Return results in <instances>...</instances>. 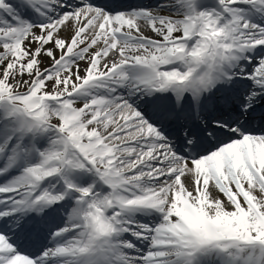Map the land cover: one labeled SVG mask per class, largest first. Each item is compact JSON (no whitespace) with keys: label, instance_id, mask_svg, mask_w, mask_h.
Segmentation results:
<instances>
[{"label":"bare ground","instance_id":"bare-ground-1","mask_svg":"<svg viewBox=\"0 0 264 264\" xmlns=\"http://www.w3.org/2000/svg\"><path fill=\"white\" fill-rule=\"evenodd\" d=\"M15 1V0H11ZM34 3H40L39 5L43 4L44 0H28ZM172 1H179V0H172ZM181 4L185 5L186 0L179 1ZM48 4V2L46 3ZM45 4V5H46ZM167 9H176L177 6L175 3H168L166 5ZM164 14H171L167 11H163ZM98 14V15H97ZM103 12H97V10L90 9V8H78L76 9V13L68 17L65 22L63 23L61 20H56L52 24L47 27V31L53 29V36L49 38V40L45 41H35L33 39L36 38V33L39 32V28L33 29L28 35L24 38L15 39L14 36L11 37V43H9V48H12V52H17L18 50H23V46L26 44L28 49L33 55H37L42 58L44 65L43 67L54 65L57 66L58 64H62V68H66V72L69 75H72L71 82L73 86L77 83V73L80 71V67L82 62L72 61L68 58H61L60 56L66 53V49L68 46H72L74 50L79 48L81 45L83 47L82 50H79L78 53L82 54L85 48L96 55V60L94 62L100 69L103 71L101 72V76L96 80L92 81L91 84L87 87L89 91H101L107 92V94H114L116 89L120 90L126 87L127 90H133V87H136L139 83L138 81L144 80L145 77H149L150 71L145 68H135L134 67H126V58L132 57L134 51H138V46H136V42L142 40L144 42L151 41V39L158 40V41H165L170 39L168 34L173 31L177 32L184 29L183 26H178L176 24H172L170 19H141L139 17H133L127 14H120V15H110V16H103ZM175 15V14H173ZM3 17V16H2ZM1 17V18H2ZM63 19V18H61ZM97 20V21H96ZM203 22L206 25L205 18H200V23ZM199 23V25H200ZM102 24V25H101ZM58 25L60 28L58 29ZM181 25V24H180ZM201 26V25H200ZM46 28V27H45ZM41 28V29H45ZM86 30V31H85ZM109 30L116 31L122 35H112ZM85 31L84 34L80 35L82 32ZM9 33H11L8 29ZM208 34V31L205 32V35ZM25 35V34H24ZM33 37V38H32ZM59 37V38H58ZM206 39V38H205ZM77 41L75 44L73 43ZM133 40L134 44L126 43V41ZM156 47V46H155ZM168 47V46H166ZM159 49L164 50L163 47H158ZM173 48L178 49V46H174ZM195 47L191 46L189 49L194 50ZM200 48H198L199 50ZM9 50V49H8ZM17 50V51H15ZM200 51L191 57V60H195L197 56L200 54ZM12 54H10L7 58H9ZM6 59V58H5ZM84 59V57L82 58ZM129 60V59H128ZM136 61V60H134ZM1 71V70H0ZM132 76L133 80H128V77ZM138 76V77H137ZM29 77H33L32 73L24 72L22 75V81L24 82ZM131 82V85L127 86V83ZM133 81L135 84L133 85ZM72 86V87H73ZM94 89V90H92ZM77 106V111L81 112L85 115L86 123L88 129L92 131V129L96 128L100 122H103L105 118L108 120L115 121V124L112 126H116L118 130H125L129 126L133 125H142L141 121L137 120L138 114L134 113V110L127 106L122 108L123 103H120L118 106L120 111H114L113 107L110 104L108 99H103L102 101L98 102H77L75 103ZM126 106V105H124ZM115 112L118 114L115 117ZM136 121H128V120H135ZM123 120L128 122L122 123ZM117 125V126H118ZM111 128V129H112ZM144 128V127H143ZM110 129V130H111ZM109 130V131H110ZM142 130V129H141ZM133 135H132V134ZM139 133V134H138ZM120 140H127L133 138V136H142L139 130H133L131 132H126L125 134H120ZM131 135V136H130ZM149 135V132L144 134L145 136ZM95 136V135H94ZM91 141L93 140V137ZM129 136V137H128ZM103 142H106L103 141ZM102 142V143H103ZM120 141H112V143H118ZM111 144V141L109 142ZM140 143H148L147 141H142ZM94 145L92 148L97 147L101 144L98 138H95L92 141ZM108 144V145H109ZM261 148H259L260 153L264 154V147L262 144L258 142ZM257 145V144H255ZM254 144L251 142H247L245 146H243L239 150V156L233 160L232 163L227 162V167H224L221 163H210L209 166L211 167L210 172L206 170L203 172L205 177L204 181L199 185V193H202L201 202L203 204L204 210L206 211V215L213 219V222L217 224H235L238 225L240 218L235 211L232 203L226 198V196L221 192L218 187V184L213 181L212 175H215L218 171L228 170L224 172L225 177H229L231 174L233 176V172L238 175L240 179L245 181L246 187L249 190L250 196L257 199V202L264 210V192H262L258 186H256L255 181L253 180V173L250 169L251 160L245 163L244 154L249 152L250 150H254ZM258 146V145H257ZM111 147V146H108ZM89 150L91 148H88ZM140 149V148H139ZM134 150H121L116 156L112 155V153H116L113 149L108 152L110 156V162L113 165L118 166L121 162H123V155H126L128 159L129 156L131 157L134 153L135 155H141L142 150L140 149ZM147 151V150H146ZM153 149H149L148 153L151 155ZM256 153V152H255ZM253 153V155H255ZM259 153V155H260ZM121 154V155H120ZM257 154V158L259 161V155ZM250 156V155H249ZM264 162V157H263ZM136 161H133L135 164ZM241 165V166H240ZM147 166H151L147 164ZM240 166V167H239ZM221 167L222 170H221ZM113 168V166H112ZM174 169H183V172L179 174L173 181L167 180L164 182V189L160 190H153V192L149 194H153V198L156 203V206L159 205L162 201H167L169 204L168 207H174L176 213L186 214L187 211H190V214L194 216L192 213V209L190 206H199L197 203V195H195V184H194V177L198 175L199 172V163L187 162V163H175ZM117 171V169H115ZM231 172V173H230ZM114 174V173H113ZM173 188V190H171ZM193 191L194 196H189L188 191ZM197 192V191H196ZM174 193V194H173ZM152 202V201H150ZM130 210L136 211L132 209V206H127ZM247 210V208H246ZM251 216L255 219L254 213L251 212ZM250 213L247 210V215L245 217L247 230L249 233H252L254 230L251 228V224L249 221ZM255 221H257L255 219ZM254 221V222H255ZM177 223V222H176ZM181 229L184 230L185 233H188L191 236H194L190 230H185L183 226ZM183 247V246H182ZM195 252H198L194 250ZM17 257H8V263H12L15 261ZM45 260H41L42 264H45Z\"/></svg>","mask_w":264,"mask_h":264},{"label":"rangeland","instance_id":"rangeland-1","mask_svg":"<svg viewBox=\"0 0 264 264\" xmlns=\"http://www.w3.org/2000/svg\"><path fill=\"white\" fill-rule=\"evenodd\" d=\"M39 29V32L36 33V38L33 40L44 41V39H46L45 32L47 28ZM15 34L17 36L19 35V33ZM145 50L146 48H142L137 52V55L144 56L147 53ZM7 52L11 51H8L6 48H0V97L3 95H13V102L25 105L26 107H35L34 109L36 112L37 110H41L39 112L41 118L46 119L53 124L52 128L55 129L54 132L60 133V131H62L64 133L65 140L70 139L72 148H76L77 145L79 146L80 144H83L90 135V132H88L87 123H85V115L81 112L76 113L72 110V100H69V102L63 106L60 102L63 100L60 98L65 95L64 93H67L65 91L69 90L73 86V83L71 82L72 75H69V73L65 72V70H58L56 68L52 69L53 71H44L45 67H43L44 62L42 58L39 57L38 54L33 55L26 44L23 46V50H18L15 53L13 51V55H11L9 58H7L9 56V53L6 55ZM1 54L5 56L2 57ZM92 56V53H90L85 57V61H80L82 64L79 73H77V81L82 79L84 75L89 73L92 74V69L94 68H96L95 72L98 73V67H94L92 65ZM24 72L32 73L33 77H29L23 82L22 75ZM38 73L39 75L34 77V75ZM56 95L61 97L56 99H45L47 108L43 107V109H41V107H38L36 109V106L41 103V100L39 99L49 98L50 96ZM115 122L116 120L110 122L108 118L104 119L103 122H100V124L94 128V132L99 131L105 134L111 129ZM54 132L52 133V139L61 140L62 138L55 137ZM58 136H61V134H58ZM75 155V160L73 157V160H70L69 162V167L72 168V171L68 173L70 176L69 178L67 177L66 180L68 182L81 185V179H79L80 176L78 175L77 171L81 167L86 168L87 166L86 163L80 159L78 154ZM11 156L15 157L13 153ZM46 156L47 158H43V160L49 161L51 158L59 157V153L52 147ZM100 160L102 164H105L106 161L103 155L100 156ZM37 163H39V165H37ZM130 164L131 163H129L127 166H130ZM30 166L36 169H39L41 166L43 169L45 168V165H43V163H41L39 160H36L35 163H31ZM153 168L155 169L154 166ZM144 171L147 172V169H144ZM75 177H77V179H75ZM89 183H87V185H89ZM87 185H84L81 188L86 189ZM154 186H157V184ZM154 186H152V188ZM89 187L92 189V185H89Z\"/></svg>","mask_w":264,"mask_h":264}]
</instances>
